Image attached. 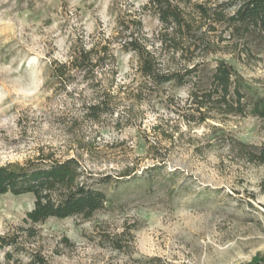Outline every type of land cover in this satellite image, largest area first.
Returning a JSON list of instances; mask_svg holds the SVG:
<instances>
[{
  "label": "rangeland",
  "instance_id": "rangeland-1",
  "mask_svg": "<svg viewBox=\"0 0 264 264\" xmlns=\"http://www.w3.org/2000/svg\"><path fill=\"white\" fill-rule=\"evenodd\" d=\"M148 1L0 0V167L75 158L109 199L90 219L50 218L33 226L34 237L22 236L49 264H264V165L239 150L264 146V121L200 112L190 97L194 85L210 88L219 60L248 98L264 97L261 41L239 42L220 28L210 53L188 64L205 62L183 87L145 83L135 56L115 44L117 72L100 79L114 82L118 115L99 122L83 113L92 91L81 77L67 93L52 75V62L67 61L74 40L112 35L131 10L144 34L157 35L159 20L142 10ZM163 59L174 68L186 63L180 55ZM34 201L0 195V235L29 228ZM15 257L29 262L25 253Z\"/></svg>",
  "mask_w": 264,
  "mask_h": 264
},
{
  "label": "trees",
  "instance_id": "trees-1",
  "mask_svg": "<svg viewBox=\"0 0 264 264\" xmlns=\"http://www.w3.org/2000/svg\"><path fill=\"white\" fill-rule=\"evenodd\" d=\"M208 6L197 0H149L142 10L149 11L160 22L157 35L150 38L142 32L138 11H130L127 18H120L112 35L81 36L74 40L68 60L52 62V75L62 90H76L74 81L81 77L92 94L89 104H83L85 117L94 122L118 115L113 104L114 82H104L101 75L117 72L113 45L135 56L139 76L153 86L175 83L187 85L205 62L192 63L196 57L205 58L212 49L211 35L220 28L226 29L239 42L261 41L264 44V0H242ZM236 5L235 10L229 9ZM221 39V38H220ZM164 54L180 55L185 65L174 68L163 59ZM192 103L206 113L222 109L225 114L253 116L264 121V97L250 99L237 83L232 68L223 60L217 61L211 76L210 88H193ZM88 99V98H86ZM84 99V100H86ZM86 102V101H84ZM240 153L247 162L264 165V146L240 145ZM83 169L75 158L65 161L45 159L43 156L26 164H8L0 167V195L21 196L32 194L34 208L27 212L24 223L15 233L0 235V249L6 250L4 264H25L16 254L25 253L27 264H49L40 252L28 248L24 232L31 238L36 235L34 225L50 218L90 219L97 211L104 210L107 194L83 178ZM103 182H106L103 181Z\"/></svg>",
  "mask_w": 264,
  "mask_h": 264
}]
</instances>
